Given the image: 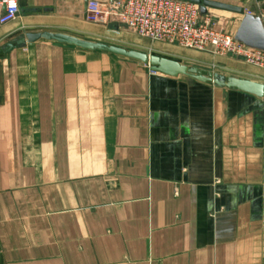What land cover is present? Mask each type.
Segmentation results:
<instances>
[{
    "label": "crops",
    "instance_id": "obj_1",
    "mask_svg": "<svg viewBox=\"0 0 264 264\" xmlns=\"http://www.w3.org/2000/svg\"><path fill=\"white\" fill-rule=\"evenodd\" d=\"M91 1L19 0L0 29V264H264V99L52 42L3 54L28 33L101 37ZM202 1L264 22V0ZM203 17L233 35L244 19Z\"/></svg>",
    "mask_w": 264,
    "mask_h": 264
},
{
    "label": "built area",
    "instance_id": "obj_2",
    "mask_svg": "<svg viewBox=\"0 0 264 264\" xmlns=\"http://www.w3.org/2000/svg\"><path fill=\"white\" fill-rule=\"evenodd\" d=\"M19 0H0V29L16 21ZM87 20L92 24L119 23L152 43L178 46L200 53L232 56L264 69V52L250 49L235 35L211 26L200 8L179 0L91 1Z\"/></svg>",
    "mask_w": 264,
    "mask_h": 264
},
{
    "label": "water",
    "instance_id": "obj_3",
    "mask_svg": "<svg viewBox=\"0 0 264 264\" xmlns=\"http://www.w3.org/2000/svg\"><path fill=\"white\" fill-rule=\"evenodd\" d=\"M179 1L189 2L199 6L202 16L208 15L209 10H218L243 15L244 19L234 36L235 40L250 49L264 52V22L259 16L247 14L243 9L238 7L210 1ZM41 41L65 45L86 52L102 53L117 58L135 61L144 67H148L153 73L172 78L186 77L203 84L213 85L218 89L239 91L259 99H264V84L258 82L235 77H227L220 73L204 71L202 69L190 67L178 61L164 57L151 56L140 51L128 50L122 47L111 46L100 42H93L64 33H28L5 45L2 48V52L4 55H9L16 50L33 47Z\"/></svg>",
    "mask_w": 264,
    "mask_h": 264
},
{
    "label": "rangeland",
    "instance_id": "obj_4",
    "mask_svg": "<svg viewBox=\"0 0 264 264\" xmlns=\"http://www.w3.org/2000/svg\"><path fill=\"white\" fill-rule=\"evenodd\" d=\"M212 27L215 28H219L220 30L223 31H227L228 33H231L230 28H225L224 24H219V22H212L211 24ZM105 28L100 29L99 33H102L101 37H95L92 39H89V41H93V42H100V43H104L107 45H111V46H118V47H122L128 50H135V51H140L143 53H146L148 55H153V56H158L155 53H149V51L147 52L146 48L150 46H153L151 43V41L143 39L142 37H140L139 35H137L134 31L130 30L128 27L121 25L119 23H113V24H108L104 26ZM123 36V38H122ZM181 48V47H179ZM181 51L184 53V55H188L190 57V60L192 58L197 59L199 56L200 52H196V51H192V50H188V49H183L181 48ZM217 56V55H215ZM161 57V56H160ZM217 57H221V56H217ZM186 61L190 63V65H192L195 68H199L201 67L199 63L193 62L191 61ZM242 61V62H241ZM241 61H235V65H239L238 67H240L241 71L239 73H235L233 74L232 72L228 71L226 73H228V75L230 77H237V78H245L248 77V75L245 74V72H249L250 71H254V72H258V71H262L264 69L258 68V67H254V66H250L248 65L245 61L241 60ZM183 64V63H182ZM202 69L204 71H210L207 68H199ZM213 71V70H212Z\"/></svg>",
    "mask_w": 264,
    "mask_h": 264
},
{
    "label": "bare ground",
    "instance_id": "obj_5",
    "mask_svg": "<svg viewBox=\"0 0 264 264\" xmlns=\"http://www.w3.org/2000/svg\"><path fill=\"white\" fill-rule=\"evenodd\" d=\"M122 38H123V36H122Z\"/></svg>",
    "mask_w": 264,
    "mask_h": 264
}]
</instances>
